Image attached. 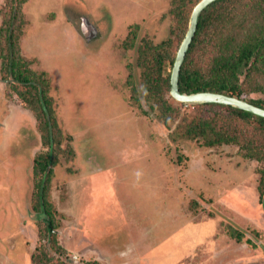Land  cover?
I'll return each mask as SVG.
<instances>
[{"label":"rangeland","instance_id":"374dc122","mask_svg":"<svg viewBox=\"0 0 264 264\" xmlns=\"http://www.w3.org/2000/svg\"><path fill=\"white\" fill-rule=\"evenodd\" d=\"M11 6L0 0V28ZM169 10V0L20 6V53L47 74L62 135L49 185L57 241L80 264H264L257 163L234 146L172 140L173 125L131 100L136 53L121 43L132 24L139 26L136 43L143 36L176 43ZM45 149L38 121L4 83L0 64V264H32L43 228L32 208L33 160ZM228 228L243 235L240 243Z\"/></svg>","mask_w":264,"mask_h":264},{"label":"trees","instance_id":"16d2710c","mask_svg":"<svg viewBox=\"0 0 264 264\" xmlns=\"http://www.w3.org/2000/svg\"><path fill=\"white\" fill-rule=\"evenodd\" d=\"M25 1L10 0L9 16L4 28H0V64L2 80L38 121L42 145L46 148L33 160L32 208L36 223L43 228L38 234L39 244L31 254V263L80 264L64 256L56 238L60 221L49 201V185L62 135L49 95L47 74L32 69L33 60L25 59L20 53L18 40L23 25L20 6ZM169 1V13L177 22L175 29L179 30L176 43L171 37L154 43L146 36L136 43L137 24L128 27L121 43L123 49H134L136 53L138 86L129 74L131 100L139 107H148L166 128L173 125L169 133L172 140L193 141L206 149L234 146L241 158L257 163L256 189L261 204L264 197V118L216 103L187 105L189 109L184 111L169 101H172L168 95L169 77L175 53L186 33L191 10L199 0ZM178 89L186 94L212 92L234 96L264 109V0H216L201 12L180 67ZM227 233L229 238L241 242L243 235L239 231L228 228Z\"/></svg>","mask_w":264,"mask_h":264},{"label":"water","instance_id":"95a60500","mask_svg":"<svg viewBox=\"0 0 264 264\" xmlns=\"http://www.w3.org/2000/svg\"><path fill=\"white\" fill-rule=\"evenodd\" d=\"M216 0H199L191 10L186 33L181 40L178 49L175 53L174 61L170 71L169 77V95L170 97L183 104H203V103H216L220 105L230 106L233 108L241 109L250 112L254 115L264 118V109L254 106L245 100L239 99L234 96H228L212 92H196L191 94L181 93L178 89V76L180 67L183 63L185 54L189 48L192 38L195 34L198 18L201 12L211 3Z\"/></svg>","mask_w":264,"mask_h":264}]
</instances>
